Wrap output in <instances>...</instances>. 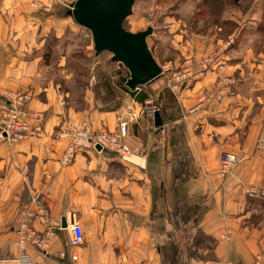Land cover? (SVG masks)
Masks as SVG:
<instances>
[{"label":"crops","instance_id":"1","mask_svg":"<svg viewBox=\"0 0 264 264\" xmlns=\"http://www.w3.org/2000/svg\"><path fill=\"white\" fill-rule=\"evenodd\" d=\"M14 1L0 0V110L5 91L28 92L29 107L44 114L46 132L15 143L0 137V260L17 257L15 230L23 212L41 205L52 224L31 221L46 240L42 249L27 250L35 264H186L197 231L216 241L208 264H251L264 243V21L249 19L258 29L250 39L243 25L226 38H184L177 31L175 65H185L183 56L192 62L181 90L169 86L172 100L146 84L127 93L126 106L134 109L155 100L163 125L146 116L130 123L126 142L135 151L128 161L101 148L81 150L64 165L68 139L58 138L56 129L65 119L78 123L87 111L60 104L53 86L39 84L30 51L39 46V36L63 30L69 18L55 14V0ZM258 10L263 16V5ZM209 54L213 63L198 76L197 64ZM219 64L236 83L220 100L196 107ZM140 94L145 98L135 100ZM115 111L91 112L93 127L114 128ZM225 152L247 157L223 174ZM74 222L82 229L76 244L68 228ZM225 229L230 235L222 239Z\"/></svg>","mask_w":264,"mask_h":264},{"label":"rangeland","instance_id":"2","mask_svg":"<svg viewBox=\"0 0 264 264\" xmlns=\"http://www.w3.org/2000/svg\"><path fill=\"white\" fill-rule=\"evenodd\" d=\"M55 1L57 2L54 3L56 4L55 14L58 10L57 15H59L60 18H62L63 15L66 19L69 18V24H66L61 31L52 29L48 31L46 35L39 36V46L30 51V56L37 60L36 66L40 76V85L53 86L58 93L60 104L69 106L75 111H87L85 116H83L78 123L72 125L65 119L62 122L63 126L60 125V127L56 129V136L58 138H67L68 146L71 136H62V134H67L71 132L70 130L76 129L80 121L84 119L91 121V112L93 111L113 112L116 110L115 113L118 116L117 122L120 118L124 119L128 117L130 109L128 108L129 105L126 106V102H129L130 99L127 92L122 88L120 80L122 81L125 79L129 73L121 63L111 60L110 52L102 51L99 54L95 53L90 31L76 24L69 15L70 5L75 0ZM11 2L16 1L11 0ZM262 4L263 0H241L237 4H233L229 0H135L132 13L123 22L124 28L131 32H137L151 27L152 34L147 37V45L158 64L169 67L167 72L157 76L152 80L153 82H148L145 87H148L147 89L149 90L157 89L160 94L162 93L161 95L164 94L165 97L172 100L169 88L181 90L180 86L182 84L183 86L185 85L186 78H184V76H187L190 72L192 62L189 58L183 56L185 65L182 68H180V64L175 65V61L180 59V52L177 50L178 47L176 43H174L177 31L181 30L184 34V38H188L190 35L192 36L193 33L203 36H208L209 34V36H212L216 34L217 36L226 38L224 36H226L228 32L234 30L237 26L243 25L242 28H244V32L246 31V35L249 34L247 38L250 39L253 38V33L257 35L255 31L258 29L256 28L257 25L251 23L249 19H263L264 16L258 17V8ZM243 8H248L246 12L247 16L243 15ZM226 19L227 23H225ZM218 28H221V30ZM207 56H210V59H212V56L214 58V54H209L205 57ZM200 61L197 64L198 72H196V74L198 76L209 69V67H207L208 69L205 68L202 70ZM217 67L220 72L216 75L214 83L209 88L203 90L197 97L198 104L195 105L196 107L205 102L221 99L218 95L211 97L210 94L213 89L214 92L217 90L218 81L222 79V77H230V79L234 80V77L228 74L226 75L223 72V66L221 64ZM154 83H158L157 86H152ZM235 83L236 80H234L233 84L225 87L224 96L228 93L229 87ZM10 92L26 95L25 108L29 112H36L39 114L38 118L29 119V122H38L41 126V133L38 134L35 129H32L34 133L28 138L44 136L46 132L44 114L41 111L33 110L29 107L31 95L25 91L11 89L5 91V94L7 95ZM147 101L150 106H158L155 100L148 99ZM147 101L145 100L144 102ZM123 106H126L125 109H122ZM140 106L141 111H143V105H139L138 109ZM1 111L2 109L0 110V114ZM140 115L146 116L141 112ZM117 125L118 124L112 129L116 130L115 128ZM91 126L94 132L102 130L101 128H105L106 130L111 129L106 125L94 128L92 121ZM127 138L128 137H126L124 142L129 147L126 142ZM84 150L94 149L85 148ZM80 151L81 149L76 150L75 155ZM130 151L131 156L135 150L130 149ZM244 155L247 157L246 154ZM236 166H234L228 174H230ZM220 169H222V166ZM263 191L264 188L261 190V195ZM262 197L264 198V196ZM259 210L261 209L259 208ZM261 211L264 212V206ZM227 231H229L227 237L224 235V238L221 237L222 239H227L229 237V229H225L223 234H226ZM192 242L193 240L189 246L191 251L195 252L194 257L206 262L210 260L211 250L215 243L207 237L204 238L202 244L193 248V245L191 247Z\"/></svg>","mask_w":264,"mask_h":264},{"label":"built area","instance_id":"3","mask_svg":"<svg viewBox=\"0 0 264 264\" xmlns=\"http://www.w3.org/2000/svg\"><path fill=\"white\" fill-rule=\"evenodd\" d=\"M212 63L213 56L212 59H210V56L203 57L200 61L202 70L209 67ZM160 67L162 71L161 75L169 70V67L166 65H160ZM233 83L234 80L230 79V77H222V79L218 81L217 90L214 92L213 89L210 96L213 97L214 95H218L221 98L224 96L225 87ZM138 89L139 86L133 91ZM5 95L4 105L0 114V137L10 143H15L28 139V137L34 133L32 129H35V131L40 134L41 126L38 122H29V119L38 118L39 114L36 112H29L25 108L27 96L17 92H10L6 96ZM142 105L144 112L141 111V106L139 109H134L128 106L130 109L128 117L124 119L120 118L118 120V125L115 128L116 130H106L105 128H101L102 130L94 132L91 126V121L88 119L80 121L76 129L70 130L71 132H68L67 134H62V136H71V140L61 156V162L64 165H68L73 161L76 150H84L85 148L96 149V145H99L102 149H107L117 154L122 161H128L131 151L124 141L129 135L128 127L130 123L136 121L141 116L140 112L149 118H153L154 112L159 111L158 106H150L148 105V101L144 102ZM153 128L155 129L156 127ZM260 142L261 141H259V143ZM245 158L246 156L244 154L237 155L232 152L223 153L220 158V164L222 166L221 173L228 174L234 166L242 162ZM262 196H264V191L262 192ZM32 219H36L39 223L48 227L52 224V221L49 218V213L43 206H37L34 210L27 208L23 212L22 219L15 230L18 255L15 258L0 260V264H35L29 258L27 250L31 246L42 249L46 244V240L38 234L35 229H33L31 226ZM68 228L71 233V242L74 244L79 243L82 240V229L80 225L74 222L69 224ZM47 233V236H50L53 233L51 228ZM228 233L229 231H227L226 234H223L222 238H224V235L227 237ZM73 258L75 257L73 256ZM263 258L264 243L261 245L260 250L255 254L251 264H262ZM186 264H208V262L194 256H189ZM217 264L234 263L228 260H220Z\"/></svg>","mask_w":264,"mask_h":264},{"label":"water","instance_id":"4","mask_svg":"<svg viewBox=\"0 0 264 264\" xmlns=\"http://www.w3.org/2000/svg\"><path fill=\"white\" fill-rule=\"evenodd\" d=\"M134 1L75 0L69 10L73 21L90 31L95 53L108 51L112 61L127 69L126 86L130 90L147 84L162 73L146 41L152 28L131 32L123 26L124 20L132 13ZM153 121L156 127L163 125L160 111L154 112ZM95 148L101 149L99 145Z\"/></svg>","mask_w":264,"mask_h":264},{"label":"trees","instance_id":"5","mask_svg":"<svg viewBox=\"0 0 264 264\" xmlns=\"http://www.w3.org/2000/svg\"><path fill=\"white\" fill-rule=\"evenodd\" d=\"M229 1H231V3H233V4H237V1L236 0H229ZM239 3V2H238ZM263 7H264V0H263ZM263 16H264V14H263ZM262 20V22L264 21V17H263V19H261ZM127 78H128V74H127V77H125V79H123L122 81L120 80V84H121V86H122V88L125 90V92H127V93H131V94H133L134 95V93H132L133 91H131L130 89H128V87L126 86V80H127ZM140 95H143V94H140ZM135 97V100H143L144 98H145V95H143V97L141 96H138V95H135L134 96ZM264 199V198H263ZM209 238L212 242H216L212 237H210V236H208V235H205L204 233H202L201 231H197L196 233H195V235H194V237H193V242H192V244H191V247H192V245H193V248L194 247H196L197 245H200V244H202V242H203V240H204V238ZM187 253H188V255H190V256H194V253L195 252H193V251H191V248H190V246H189V248L187 249ZM212 256V255H211ZM189 257V256H188Z\"/></svg>","mask_w":264,"mask_h":264}]
</instances>
